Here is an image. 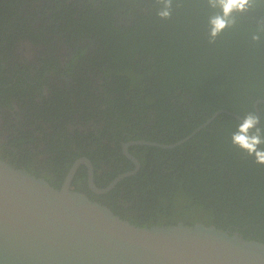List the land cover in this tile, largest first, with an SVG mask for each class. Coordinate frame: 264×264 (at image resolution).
<instances>
[{
	"label": "trees",
	"instance_id": "16d2710c",
	"mask_svg": "<svg viewBox=\"0 0 264 264\" xmlns=\"http://www.w3.org/2000/svg\"><path fill=\"white\" fill-rule=\"evenodd\" d=\"M163 9L158 0H0V160L60 189L85 157L105 188L134 168L123 144L190 136L172 148L130 145L140 168L106 194L88 189L83 166L70 189L137 227L200 223L264 243V165L233 145L242 122L219 114L192 135L216 111L244 119L264 100V0L233 13L214 39L220 9L208 0H172L167 19ZM43 156L42 171L32 167Z\"/></svg>",
	"mask_w": 264,
	"mask_h": 264
},
{
	"label": "water",
	"instance_id": "95a60500",
	"mask_svg": "<svg viewBox=\"0 0 264 264\" xmlns=\"http://www.w3.org/2000/svg\"><path fill=\"white\" fill-rule=\"evenodd\" d=\"M258 104L264 100L253 104L259 120ZM219 114L244 120L219 110L206 123ZM189 138L173 145L123 144V154L134 169L105 188L96 187L93 166L86 158L74 161L60 189L0 160V264H264V243L200 223L137 227L70 189L81 164L87 168L89 189L103 194L139 170V161L128 152L130 145L172 148Z\"/></svg>",
	"mask_w": 264,
	"mask_h": 264
},
{
	"label": "clouds",
	"instance_id": "9594fccd",
	"mask_svg": "<svg viewBox=\"0 0 264 264\" xmlns=\"http://www.w3.org/2000/svg\"><path fill=\"white\" fill-rule=\"evenodd\" d=\"M164 4V9L158 12V16L162 19L170 17V8L172 0H158ZM211 7H219L220 13L210 18L211 32L210 35L214 39L224 29L229 27L233 13H243L248 11L254 0H208ZM258 39V37H253ZM258 118L254 113H249L245 116L243 122L238 126V129L232 135V143L250 156H255L256 163L264 165V149L261 145L264 144L261 129L257 127Z\"/></svg>",
	"mask_w": 264,
	"mask_h": 264
},
{
	"label": "flooded vegetation",
	"instance_id": "af4514ba",
	"mask_svg": "<svg viewBox=\"0 0 264 264\" xmlns=\"http://www.w3.org/2000/svg\"><path fill=\"white\" fill-rule=\"evenodd\" d=\"M39 17V16H38ZM69 47V46H68ZM74 49H77V46L74 48ZM71 51V52H70ZM69 52V53H68ZM66 55L64 56V59H66V56H68V57H72V55H73V48H67V52L65 53ZM62 77H64V76H62ZM44 95L46 96L47 95V92H46V89L44 90ZM1 117V116H0ZM2 121H1V118H0V123H1ZM16 122H17V120H16V118H15V116H14V114L13 113H11V115H10V123L12 124V125H15L16 124ZM206 123V122H205ZM203 123V125L200 127V128H197L193 133H192V135H194V133L195 132H197L199 129H203V128H205L207 125H208V123ZM191 135V136H192ZM190 136H188V137H186V138H189ZM183 139H185V138H183ZM182 139V140H183ZM147 146V145H146ZM122 154H123V146H122ZM124 155V154H123ZM124 157L127 159V160H129L125 155H124ZM80 158H85V157H80ZM80 158H78V159H80ZM87 159V158H86ZM45 160V157L43 156V158L42 159H40L38 162H33L32 163V167H34V168H36V169H39L40 171H42V167H41V164H42V162ZM77 160V159H76ZM129 161H131V160H129ZM132 163V162H131ZM133 165V164H132ZM80 166H83L84 168H85V171H86V175H85V177H86V183H87V168H86V166L85 165H83V164H81ZM79 166V167H80ZM134 166V165H133ZM78 167V168H79ZM77 168V169H78ZM134 169V168H133ZM77 171V170H76ZM128 172H130V171H128ZM68 173V172H67ZM76 173V172H75ZM125 173H127V172H125ZM75 175V174H74ZM123 175V173L122 174H119V176L118 177H121ZM132 176V175H131ZM66 177V176H65ZM74 177V176H73ZM118 177H115V179L116 178H118ZM129 177V176H128ZM93 178H94V169H93ZM123 178H125V177H122L121 179H123ZM65 179V178H64ZM115 179H113V180H115ZM112 180V181H113ZM111 181V182H112ZM121 180H119L118 182H120ZM110 182V183H111ZM118 182H116V184H114V186L111 188V189H109L106 193H108V192H110L116 185H117V183ZM95 183V182H94ZM109 183V184H110ZM62 184H63V180H62ZM108 184V185H109ZM107 185V186H108ZM87 187H88V185H87ZM97 187V186H96ZM88 189H89V187H88ZM90 190V189H89ZM91 191V190H90ZM92 192V191H91ZM93 193V192H92ZM106 193H103V194H106ZM93 194H95V193H93ZM103 194H95V195H103Z\"/></svg>",
	"mask_w": 264,
	"mask_h": 264
},
{
	"label": "bare ground",
	"instance_id": "6f19581e",
	"mask_svg": "<svg viewBox=\"0 0 264 264\" xmlns=\"http://www.w3.org/2000/svg\"><path fill=\"white\" fill-rule=\"evenodd\" d=\"M67 52V51H66ZM71 52V51H70ZM69 53V52H68Z\"/></svg>",
	"mask_w": 264,
	"mask_h": 264
}]
</instances>
